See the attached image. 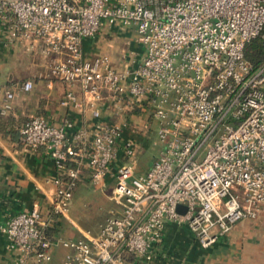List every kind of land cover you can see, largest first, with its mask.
<instances>
[{"label": "built area", "instance_id": "2783aa9c", "mask_svg": "<svg viewBox=\"0 0 264 264\" xmlns=\"http://www.w3.org/2000/svg\"><path fill=\"white\" fill-rule=\"evenodd\" d=\"M0 23L90 100L89 140L84 131L69 138L71 120L55 126L38 116L20 130L27 149L44 148L55 162L53 214L69 217L85 171L102 191L111 176L118 208L97 232L59 241L48 237L37 208L10 218L1 232L20 252L18 264H51L58 246L71 251L64 264L152 260L169 223L186 225L208 249L264 212V61L247 58L256 39L264 48V0H0ZM102 30L131 31L140 60L136 54L117 67L107 55L87 57L84 41ZM33 88L28 81L21 90ZM13 99L8 92L6 110ZM62 105L84 108L73 91ZM106 111L118 119L103 121ZM125 111L157 124L162 150L142 175L139 143L124 137Z\"/></svg>", "mask_w": 264, "mask_h": 264}, {"label": "crops", "instance_id": "0c3cea01", "mask_svg": "<svg viewBox=\"0 0 264 264\" xmlns=\"http://www.w3.org/2000/svg\"><path fill=\"white\" fill-rule=\"evenodd\" d=\"M115 32L118 31L106 30L96 39L84 41V54L87 57L107 55L117 67L125 65L124 58L131 60L136 54H139L140 60L142 50L133 33L127 34L130 41L128 53L123 55L120 51L111 50L108 40L120 37ZM51 63L50 59L32 50L27 43L12 41L8 26L0 23V264H18L17 259L21 254L9 248L1 228L20 213L39 209L48 223L47 235L54 241L80 239L84 231H92L83 226L75 212L70 211L68 218L53 214L52 204L57 191L55 180L59 175L55 162L44 148L32 151L20 141L21 128L38 116L55 126H62L65 120H71L74 128L68 131L70 139L81 131L86 132L87 140L91 138L94 119L90 100L83 95L79 86L69 87L54 77ZM28 81L33 83L34 88L24 92L21 88ZM68 91H73L83 102L82 110L72 105H62ZM8 92L14 93V99L10 101V109L6 110ZM121 117L128 119L131 129L124 137L133 138L146 148L149 140L142 136L148 131L147 116L125 111ZM116 119L110 111L103 113L105 122ZM161 150L162 146L153 157L140 154L136 174L147 173ZM113 188V179L109 175L106 191H100L111 200ZM91 189L98 188L92 185L90 172L85 171L75 189L71 208L76 200L80 202L81 198L87 197ZM117 209L116 206L111 207L105 219ZM103 222L92 232H97ZM70 253L58 246L51 264H64L65 257ZM129 264H264V212L255 220L240 222L208 249L199 245L186 225L169 223L164 244L157 255L152 260L132 258Z\"/></svg>", "mask_w": 264, "mask_h": 264}, {"label": "rangeland", "instance_id": "374dc122", "mask_svg": "<svg viewBox=\"0 0 264 264\" xmlns=\"http://www.w3.org/2000/svg\"><path fill=\"white\" fill-rule=\"evenodd\" d=\"M104 32H106V30H102L101 35L104 34ZM131 33V31L127 30H120L119 32H115V34L120 35V37L111 38L110 40H108V44L109 46H111V50H117L118 52L120 51V53L123 55L126 54L125 52L128 53V42H130L128 40V35H130ZM133 38L134 37H132V39ZM259 40L261 41L260 38ZM147 123L149 129L142 136V138L149 140L147 141V147L143 148L141 146L142 143L138 144L136 154L137 156H139L140 154H144L145 157H153L157 155V152L162 145L157 134V124H155L152 119H149ZM115 206V203L111 201L104 193H102L100 189H91V193L87 197L83 199L81 198L80 202L79 199L74 202V207L71 208L70 211L71 213L75 212V214L81 218L83 226L87 228V230L94 231L93 228L103 222V220L107 216L108 210L111 207Z\"/></svg>", "mask_w": 264, "mask_h": 264}, {"label": "trees", "instance_id": "16d2710c", "mask_svg": "<svg viewBox=\"0 0 264 264\" xmlns=\"http://www.w3.org/2000/svg\"><path fill=\"white\" fill-rule=\"evenodd\" d=\"M247 58L250 60L255 66L260 65L264 61V48L259 39H256L249 46L247 51Z\"/></svg>", "mask_w": 264, "mask_h": 264}, {"label": "water", "instance_id": "95a60500", "mask_svg": "<svg viewBox=\"0 0 264 264\" xmlns=\"http://www.w3.org/2000/svg\"><path fill=\"white\" fill-rule=\"evenodd\" d=\"M185 211H186V210H185V207H184V206H179V207H178V212H179V213H185Z\"/></svg>", "mask_w": 264, "mask_h": 264}]
</instances>
